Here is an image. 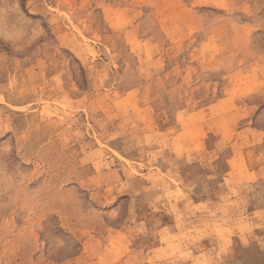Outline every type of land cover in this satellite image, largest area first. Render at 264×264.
<instances>
[{"label": "rangeland", "instance_id": "1", "mask_svg": "<svg viewBox=\"0 0 264 264\" xmlns=\"http://www.w3.org/2000/svg\"><path fill=\"white\" fill-rule=\"evenodd\" d=\"M0 264H264V0H0Z\"/></svg>", "mask_w": 264, "mask_h": 264}]
</instances>
